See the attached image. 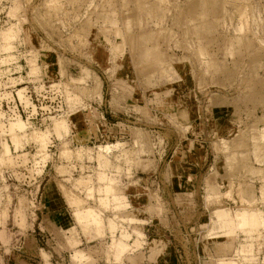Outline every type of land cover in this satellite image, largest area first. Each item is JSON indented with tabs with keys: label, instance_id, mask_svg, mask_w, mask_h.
<instances>
[{
	"label": "rangeland",
	"instance_id": "374dc122",
	"mask_svg": "<svg viewBox=\"0 0 264 264\" xmlns=\"http://www.w3.org/2000/svg\"><path fill=\"white\" fill-rule=\"evenodd\" d=\"M17 40L57 56L52 76ZM193 105L206 143L211 110L264 125V0H0V264L141 263L154 244L123 191L165 168ZM75 113L100 132L71 129ZM56 188L73 223L61 234L39 224ZM217 217L264 228L255 212Z\"/></svg>",
	"mask_w": 264,
	"mask_h": 264
},
{
	"label": "crops",
	"instance_id": "0c3cea01",
	"mask_svg": "<svg viewBox=\"0 0 264 264\" xmlns=\"http://www.w3.org/2000/svg\"><path fill=\"white\" fill-rule=\"evenodd\" d=\"M17 41L13 47L22 48L19 55L24 57L25 65L40 64L43 77L52 76L57 56L44 54L36 46L26 49L23 40ZM182 77L186 78L185 73ZM16 96L21 99V89ZM197 108L183 107L184 122L179 129L186 137L161 150L162 156L167 153L164 156L169 158L165 168L162 162L151 180L133 182L123 191L128 214L139 222L145 237L144 246L154 244L152 252L145 248L134 258L140 262L144 259L139 264H264V228L241 229L235 220L232 230L217 217L219 211H225L228 218L245 211L264 218V125L244 127L240 120L239 127L227 119L224 111L211 110L206 121L212 142L206 143L201 124L196 123ZM84 116L89 117L81 113L68 116L72 118L71 129L87 133V137L90 131L100 132L93 130ZM101 119L99 128L104 132L109 123L102 115ZM47 200L39 224L55 234L66 233L73 224L72 216L57 188ZM152 209L160 213L158 220L151 214ZM148 231L150 235H146Z\"/></svg>",
	"mask_w": 264,
	"mask_h": 264
}]
</instances>
